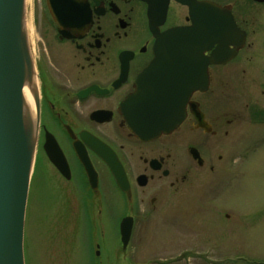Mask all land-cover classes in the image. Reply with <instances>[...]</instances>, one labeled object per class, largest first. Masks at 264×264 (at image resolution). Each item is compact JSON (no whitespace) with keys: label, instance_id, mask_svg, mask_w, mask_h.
<instances>
[{"label":"flooded vegetation","instance_id":"1","mask_svg":"<svg viewBox=\"0 0 264 264\" xmlns=\"http://www.w3.org/2000/svg\"><path fill=\"white\" fill-rule=\"evenodd\" d=\"M32 11L40 99L34 170L46 167L55 177L59 220L86 219L87 200L107 195L105 178L127 209L121 220L132 217L133 230L167 218L195 193L207 198L209 188L218 197L233 179L236 159L249 157L248 140H264V128L256 136L244 125L250 106H234L236 80L258 81L264 93V60L257 57L264 0H34ZM176 27L188 46L220 61L208 65L207 89L192 94L177 129L140 137L124 104L159 41ZM249 115L251 123L264 124L263 106Z\"/></svg>","mask_w":264,"mask_h":264},{"label":"rangeland","instance_id":"2","mask_svg":"<svg viewBox=\"0 0 264 264\" xmlns=\"http://www.w3.org/2000/svg\"><path fill=\"white\" fill-rule=\"evenodd\" d=\"M32 4L34 0H26L25 19L34 57ZM257 52L263 61L264 47ZM234 87V106L244 111L250 106L244 125L259 136L264 124L251 123L249 113L254 106L264 107L263 86L236 80ZM248 148L244 152L249 157L236 159L233 179L218 197L208 188L207 198L195 193L186 205L171 208L167 218L139 222L126 249L119 222L127 209L108 178L105 197L94 203L86 198V219L59 220L55 177L46 167L33 169L25 220L26 264H264V140H248ZM63 210L71 213L72 206ZM74 214L79 218L77 210Z\"/></svg>","mask_w":264,"mask_h":264},{"label":"water","instance_id":"3","mask_svg":"<svg viewBox=\"0 0 264 264\" xmlns=\"http://www.w3.org/2000/svg\"><path fill=\"white\" fill-rule=\"evenodd\" d=\"M25 18L26 0H0V264H26V207L38 143L40 101ZM188 42L181 28L166 31L155 59L137 77V91L125 101L124 112L138 136L174 131L185 119L192 93L207 89V67L220 60L214 54L204 58L205 49L190 47ZM187 65L194 68L183 69ZM25 88L33 98L29 119ZM95 180L90 176L92 188H96ZM132 230L133 218L125 217L120 223L124 249Z\"/></svg>","mask_w":264,"mask_h":264},{"label":"bare ground","instance_id":"4","mask_svg":"<svg viewBox=\"0 0 264 264\" xmlns=\"http://www.w3.org/2000/svg\"><path fill=\"white\" fill-rule=\"evenodd\" d=\"M29 42H30V36H29ZM37 88L39 94V84H37ZM24 101H25V114L26 117L29 119L31 113H33V98L28 88L24 89Z\"/></svg>","mask_w":264,"mask_h":264}]
</instances>
